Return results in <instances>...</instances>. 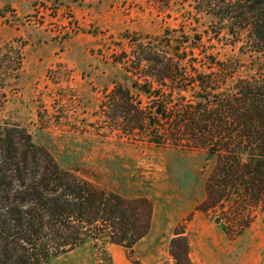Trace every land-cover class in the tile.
I'll return each instance as SVG.
<instances>
[{
    "label": "rangeland",
    "instance_id": "obj_1",
    "mask_svg": "<svg viewBox=\"0 0 264 264\" xmlns=\"http://www.w3.org/2000/svg\"><path fill=\"white\" fill-rule=\"evenodd\" d=\"M208 3L0 0V123L26 127L62 166L94 185L153 203L151 229L133 248L88 242L52 264H122L119 255L156 264L169 257L180 224L196 264H264V208L235 236L224 230L229 207L197 210L214 159L202 149L129 140L111 129L100 107L113 82L124 81L140 44L179 48L188 70L207 69L211 56L232 59L238 77L264 76V51H255L251 27L236 23L243 30L231 33ZM192 51L201 59L192 61Z\"/></svg>",
    "mask_w": 264,
    "mask_h": 264
},
{
    "label": "trees",
    "instance_id": "obj_2",
    "mask_svg": "<svg viewBox=\"0 0 264 264\" xmlns=\"http://www.w3.org/2000/svg\"><path fill=\"white\" fill-rule=\"evenodd\" d=\"M208 6L231 33L242 32L236 23L249 25L255 51H264V0ZM180 53L140 44L124 81L113 82L100 107L111 129L129 140L202 149L214 159L197 210L229 207L224 230L235 236L264 208V76L238 77L232 59L211 56L207 69L188 70ZM199 59L192 51V61ZM152 218L148 197L98 187L62 166L26 127L0 123V264H52L88 242L130 249L149 233ZM190 249L180 224L169 257L158 264H196Z\"/></svg>",
    "mask_w": 264,
    "mask_h": 264
},
{
    "label": "crops",
    "instance_id": "obj_3",
    "mask_svg": "<svg viewBox=\"0 0 264 264\" xmlns=\"http://www.w3.org/2000/svg\"><path fill=\"white\" fill-rule=\"evenodd\" d=\"M153 259H154V261L156 260L155 258H153ZM119 262L122 264H134V263L128 262L127 258H125V257L123 258L120 255L118 256V263ZM159 262H161V260L158 261L156 264H158Z\"/></svg>",
    "mask_w": 264,
    "mask_h": 264
}]
</instances>
